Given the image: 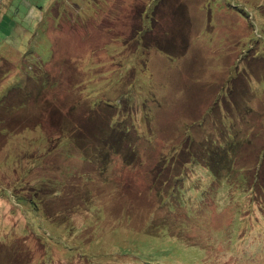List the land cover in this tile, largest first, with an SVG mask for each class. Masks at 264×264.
<instances>
[{
    "label": "rangeland",
    "instance_id": "rangeland-1",
    "mask_svg": "<svg viewBox=\"0 0 264 264\" xmlns=\"http://www.w3.org/2000/svg\"><path fill=\"white\" fill-rule=\"evenodd\" d=\"M139 23L143 30L136 44L133 29ZM17 33L23 38L18 39ZM6 37L13 45L21 42L17 52L26 56L25 60L30 58L29 66L43 64L53 69L55 76H63L57 88L41 94L46 102L58 97L61 111L44 113L51 110L50 103H44L43 110L38 107L40 103L9 105L18 111H14L18 115L12 122H19L12 123L8 131H0V264L238 263V254L228 246L227 220L222 222L221 218L231 216L232 225L234 217L245 212L225 208L228 193L214 197L216 208L209 217L216 220L208 231L200 226L189 236L192 243L167 235L152 236L145 228L150 217L160 216L154 209L152 191L166 192L182 206L196 201L188 196L183 179L172 181V189L166 186L171 167L170 159L165 158L180 157L175 153L178 148L182 150L188 129L204 139L217 118L234 113L231 102L239 99V94L245 104L254 101L233 117L241 116L242 124L259 115L264 119V76H251L245 68L249 64L254 70L257 63L264 64V0H0V41ZM237 56H246L244 64L230 77ZM54 57L58 65L52 61ZM94 87L97 94L91 93ZM87 104L91 108L85 110ZM69 106H76L79 115L88 110L90 119L94 117L91 122L99 115L104 124L97 133L110 131L113 126L122 132L132 125L137 130L135 117L149 106L151 112L145 121L151 145L144 146L135 164L110 159L105 172L98 171L99 160L91 164L77 156L53 153L56 135H47L49 144L43 145V132L49 133L52 117H60V122L67 124L71 118H62H66ZM144 127L145 122H140V128ZM76 138L71 142L75 154L81 148L93 151L92 144L82 146ZM243 156L240 164L248 161ZM24 172L27 178L17 182ZM88 174L93 177L92 194ZM6 177L19 193L24 189L31 201L19 195L14 198ZM208 198L210 194L202 189L196 196L199 202ZM34 202L45 203L47 220H55L56 215L59 220L67 219L65 222L71 219V234L56 239L53 228L39 230L28 210V204ZM98 203L110 209L109 217L98 219L102 225L90 226L83 220L86 209ZM260 204L264 206V199ZM186 214L198 223L193 208ZM246 216L251 222L260 217L250 210ZM260 230L251 239L264 245V227ZM96 231L94 236L109 239L103 247L95 246L100 254L93 251L95 257L91 259L85 253L81 256L84 248L69 250L76 244L71 238L75 240L78 232L90 243ZM207 245L204 256L201 249ZM259 255L256 263L264 264V249Z\"/></svg>",
    "mask_w": 264,
    "mask_h": 264
},
{
    "label": "trees",
    "instance_id": "trees-1",
    "mask_svg": "<svg viewBox=\"0 0 264 264\" xmlns=\"http://www.w3.org/2000/svg\"><path fill=\"white\" fill-rule=\"evenodd\" d=\"M139 17L141 18V16ZM244 17L249 20L247 15ZM249 23L251 27L254 26L252 22ZM142 30L143 28L140 23L133 29L136 37L134 38L136 44L139 43L136 40L140 36ZM17 35L18 39L23 38V36H19L20 33H17ZM8 37L10 38L11 36ZM20 43L21 42L16 41L13 45V42L11 40L8 41L7 37L0 41V131L2 132L10 130L9 127L12 123L16 124L19 122L18 120L12 122L18 115L15 114V112L18 111L9 105L25 106V104L29 102V105L40 103L38 107H41L43 110L46 106L43 104L50 103L51 110H46L44 113L50 115L49 113L51 112L55 113L61 111L58 97H53V100L46 102L44 101V95L41 94L44 91L48 92L53 88H57L60 85L62 80L61 76H63V74L60 77L55 76L54 70L48 69V66L43 64L33 62V66H29L28 60H30V58L25 60L26 56L21 57V52H17ZM250 51L251 50H247L248 53H251ZM245 57L246 56H237L235 58L234 63L236 62V66H231L230 77L232 73L239 70V66L244 64ZM66 60L67 59H64L60 65L64 64ZM52 61L56 63L58 59L56 60L54 57ZM248 66L249 64L245 68H247L251 76H256V78H259L261 74L264 76L263 63H257L254 70H251L250 66ZM75 76H77V74ZM56 81L59 83L57 86ZM240 82L244 87L248 86L245 81ZM50 85H55V87H50ZM91 93L97 94L98 90L94 87L91 89ZM237 96L239 99H234L235 102H231V97L229 101H227L228 103L231 102V105L234 104V113H236V111L242 112V110L248 108L254 101L251 100L249 103L245 104L244 100L240 98V94ZM95 104L96 103H92V106ZM95 106H97V104ZM83 107L85 110L91 108L88 104ZM76 108V106L68 107L67 115L65 114L66 118H62V121L71 118L67 124H62L60 122V117H52V125L50 129L47 130L49 133L43 130V145L46 144V142L49 144L47 135H56L53 136L55 137L54 146L56 147L53 153L59 152L61 155L67 154L74 158L77 156L83 162L91 164L99 160L101 163L99 167L101 168H98V171L100 172H105L107 170L106 168L109 165L110 159L117 158L126 163L132 161L133 164L139 162V160L135 159L139 158L140 151L144 149L146 144L149 145L151 143L150 136L147 133L148 124L146 123V121H148L146 118L151 112L149 106H146L144 110L135 117L137 130H134V126L132 125L126 127L125 132H122L113 126L110 131H99L98 133L96 132L97 128L99 129V126L104 124L100 116L98 115L96 120L91 122L94 117L90 119V112L88 113V110L87 112L84 110L85 112L83 111L82 114L79 115L76 112ZM136 110L138 111V109ZM234 113H230L229 115L227 112L222 117L217 118L214 128L212 127L211 130H207V133L204 134V139L197 138L192 134L191 130L188 129L185 132L186 140L182 145V150L178 148L175 153L180 156L179 158L174 160L171 159V157L168 158L166 154L167 158L165 159H170L169 167H171L170 174L166 178L167 188L172 189V181L183 179V186L186 183L185 189L188 192V196L193 200L195 198L196 201L191 205L182 206L173 196H168L166 192L152 191V197H154V203H156L154 209L160 213V216L157 217L155 215L150 217V222L148 223V227L145 228V231L149 233L151 230L150 233L152 236L167 235L168 237H176L182 241L192 243L193 241L189 239V236H193L194 232H198L200 226L208 231L209 228L213 226L214 220H216V218H212V216L209 217L211 211L214 212L216 208L214 197L219 195L222 197L223 193H228L229 195L225 198V202L228 199L225 208L229 210L240 209L245 212L241 216L234 217L235 222L232 223V225L230 223L232 220L231 216H224L225 218H221L222 222L227 220L225 224L228 225L226 226L229 234L227 240L230 243L228 246L232 247V250L238 254L237 264H257L256 261L258 256H260L259 252L264 249V245L255 244L252 242L251 238H254L255 231L260 229V231H263L262 229L264 227H262V224H264V206L260 204L264 199V119L259 115L257 119H250V121L242 124L244 122L243 118L238 115L233 117ZM19 116L24 115L19 114ZM143 121L145 122L146 129L145 127L143 129L140 128V122L143 123ZM55 122L57 126H54ZM59 124H61V126H59ZM38 125L40 126L41 124L39 123ZM76 134L79 136H76ZM56 137H59V140L58 138L56 139ZM76 137H78L77 142L82 146L92 144L94 146L93 151L84 152L88 149L81 148L79 149L81 152L75 154V149L72 147L71 142L76 141ZM50 141H52V139ZM56 142H58L57 145ZM240 145H245V147H241ZM239 149L244 152H240ZM241 154L248 159L245 164H240ZM87 155L91 158L87 159L89 158ZM37 164H39V162H37ZM8 165L10 166V164ZM27 176L28 173L24 172V175L22 174L17 182L20 180L24 181ZM88 177L90 193L92 194L93 182L91 179L93 177H91V174H88ZM94 177H96V175ZM169 178L170 180H168ZM5 180H7L9 184L12 183L13 186L15 185V183L10 181L7 177ZM104 180H107V178L104 177ZM200 189L203 190L204 194H210V198L199 202L196 196ZM21 190L22 194L19 193L20 190H16L12 185L8 189L9 193L14 196V198H17L19 195L26 202H30L31 196H26L24 189ZM259 191L262 194H260ZM57 197L58 196H56V198ZM228 197L234 198V201L238 203L233 204V201ZM221 202L223 203L224 201L221 200L220 203ZM185 203H188L187 198L185 199ZM44 205V202H34L33 205L30 203L28 204L29 212L33 213L36 218L37 228L41 231L47 227L53 228V234L56 239H61L64 234L70 235L73 229V225L69 224V222H72L71 219L68 218L69 222H65L67 219L63 217L59 220V216L56 215L55 220L51 217L47 220L44 214ZM190 208H193L196 212L198 223H196L193 218L187 216L186 212ZM249 210L253 211L254 214L260 215V217L256 219V222H251L250 219H247L246 214ZM108 214H110V209H105L98 203L97 206L87 207L86 216L83 220H86L90 226L97 224L102 225L99 220L109 217ZM57 220L58 222L55 223ZM60 229H62V231H60ZM46 234L45 232V235ZM222 234H224V232ZM94 235H98V232L92 233V236ZM37 237L41 240V235ZM248 237H250V239L245 242ZM107 240L109 239L106 236H100V238L94 236L89 240L90 243H86L78 232L75 240L71 238V241L73 243L76 242V244L70 247L69 250L80 251L81 248H84L86 252L81 251V256L87 254L92 259L95 257V254H93V251H96L97 248H95V246L99 245V247H103L104 242ZM247 244H251L252 248ZM253 245H255V247ZM201 250L205 252V256L206 252L209 250L208 245ZM236 250L240 252L243 250L245 252H241V255H239L240 252L238 253ZM97 253L100 254L99 252ZM249 254L251 255L249 256ZM15 256L18 257L19 254L15 252Z\"/></svg>",
    "mask_w": 264,
    "mask_h": 264
}]
</instances>
